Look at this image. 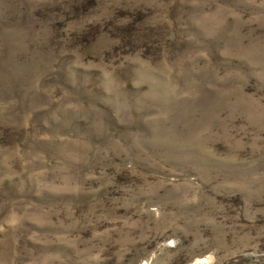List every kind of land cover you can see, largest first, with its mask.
Here are the masks:
<instances>
[{
	"label": "rangeland",
	"instance_id": "rangeland-1",
	"mask_svg": "<svg viewBox=\"0 0 264 264\" xmlns=\"http://www.w3.org/2000/svg\"><path fill=\"white\" fill-rule=\"evenodd\" d=\"M0 264H264V0H0Z\"/></svg>",
	"mask_w": 264,
	"mask_h": 264
}]
</instances>
